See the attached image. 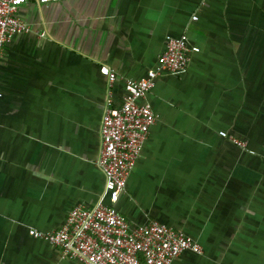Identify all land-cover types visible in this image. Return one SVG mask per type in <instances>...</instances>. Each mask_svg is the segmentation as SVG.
<instances>
[{"label":"crops","instance_id":"1","mask_svg":"<svg viewBox=\"0 0 264 264\" xmlns=\"http://www.w3.org/2000/svg\"><path fill=\"white\" fill-rule=\"evenodd\" d=\"M17 16L30 31L0 55V264H78L29 230L106 201L100 67L116 72L118 106L166 36L187 38L189 60L140 101L155 121L117 210L200 246L172 264H264V0L29 2Z\"/></svg>","mask_w":264,"mask_h":264},{"label":"built area","instance_id":"2","mask_svg":"<svg viewBox=\"0 0 264 264\" xmlns=\"http://www.w3.org/2000/svg\"><path fill=\"white\" fill-rule=\"evenodd\" d=\"M59 1L0 0V55L12 37L30 31L17 16L20 6L29 2L49 5ZM192 20H197V17L193 16ZM190 51L185 36H166L158 67L148 71L140 80L126 81L118 106L114 96L116 72L107 66L100 67V74L107 80V94L100 122L98 166L105 178L106 201H100L91 208H72L65 223L55 231L29 230L34 239L49 243L58 249L62 259L78 264H172L183 251L201 253L200 246L183 233L156 221L131 226L116 207L155 121L151 107L140 101L154 88L159 73L182 72ZM218 135L245 147L244 142L232 138L225 131H219Z\"/></svg>","mask_w":264,"mask_h":264}]
</instances>
